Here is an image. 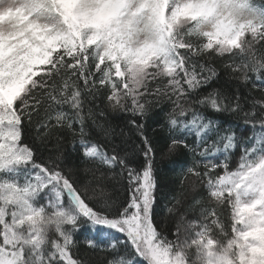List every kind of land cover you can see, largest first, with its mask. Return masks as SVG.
I'll use <instances>...</instances> for the list:
<instances>
[{"label":"snow or ice","instance_id":"6c2138e0","mask_svg":"<svg viewBox=\"0 0 264 264\" xmlns=\"http://www.w3.org/2000/svg\"><path fill=\"white\" fill-rule=\"evenodd\" d=\"M224 113L264 129V0H0V264H264V131Z\"/></svg>","mask_w":264,"mask_h":264},{"label":"trees","instance_id":"16d2710c","mask_svg":"<svg viewBox=\"0 0 264 264\" xmlns=\"http://www.w3.org/2000/svg\"><path fill=\"white\" fill-rule=\"evenodd\" d=\"M224 63H225V61H223L221 58H219L218 56L215 57L214 66L218 69L220 78H219V80L214 81L210 87L205 86L204 88H202L201 91L203 93H207V92L211 91L212 88H219L220 85L223 84L224 80L227 79V77H225V75H224V67H223ZM97 105H101V107H104V108L107 107L106 105H102V101L99 98H97L94 103H89L86 100L85 104H84V111L82 114L86 117L85 122L87 125V129L90 130L93 134L92 137H89V139L95 140L101 146L106 144V140H105L103 134L100 133L99 130L95 128V126L93 125L92 119L87 118L88 117V109L94 108L95 113H96V120L98 123L105 124V126H107V124H111L113 126L120 125V127H123V130L126 133H129L131 135L132 140H136L137 143L139 142L137 140L135 134L131 133L129 128H126L123 126V122L125 120V114H115V113H112L110 110H108V111H106L104 117H100L99 112L101 111V107H97ZM170 108H171V105H169L168 108H166L165 110L167 111ZM64 110L69 111L68 108H65ZM128 118H131V117L129 116ZM214 119H217V118L214 117ZM218 119L224 121V123L226 125L230 124L238 137L252 138L253 141L257 136H259V134L262 131H264V129H260L259 127L252 128L249 125L245 124L242 120L234 119L228 113H224L223 115L219 116ZM156 127H157V125L155 123H153L152 120L148 121V133L150 135L152 134L153 129H155ZM76 130H77V132L79 131V125H77ZM117 130L119 131L120 129L118 128ZM257 133H258V135H256ZM189 139L194 142V140H195L194 133H192L189 136ZM71 141H72V137L69 136L67 138V140L65 141V147L66 148H71V143H70ZM76 143H77V145H79V137L78 136L76 138ZM89 146H91V145H89ZM53 147H54V144H49L48 150L52 149ZM220 147L222 150V145ZM249 147H252V145L250 144ZM48 150H42L45 158H47V156L49 154ZM233 153L235 155H233ZM55 154L56 153H53V155H55ZM241 154H242V152L238 148H233V149L229 150V153H228L229 158L231 161H234V163L232 165L233 170L239 164V157ZM157 155L159 156V153ZM213 155L220 156V159H223V156L220 154V152L214 153ZM173 158L179 159L180 157L176 156L174 154ZM216 162L219 163V161H216ZM202 163H201V170H203ZM117 171H119V169H117ZM162 172L164 174H166V176H165L164 182L161 184L162 191L158 193V198H159L158 212L160 214L161 224L163 225L164 224V217L167 215V209L165 208L166 201L164 198V191L169 189V188L172 189V192L169 193V202H168V207H172L173 203L171 202V196L173 194H175V195H177L178 198L183 200L185 198L183 194L190 189L191 182L193 180H195V177H193L191 175L186 176L183 172H181V169H179V168H176L174 171H172L168 168L167 165L163 166ZM182 180L184 181L183 185H181V183H180V181H182ZM115 195L119 196V195H121V192H116ZM189 203H190V201H189ZM204 203L206 206L208 205V202L206 200ZM184 207L187 208V203L184 204ZM198 212H199V210H197V214H198ZM188 218L190 220L193 219V214L190 210L188 212ZM171 228L173 230L175 228V218H173V220H172ZM73 258L74 259L85 258V256H84V254L77 256L75 253H73Z\"/></svg>","mask_w":264,"mask_h":264},{"label":"clouds","instance_id":"9594fccd","mask_svg":"<svg viewBox=\"0 0 264 264\" xmlns=\"http://www.w3.org/2000/svg\"><path fill=\"white\" fill-rule=\"evenodd\" d=\"M221 10L223 11V9H221ZM202 30H205V31L211 30V25L210 24H204V25H202Z\"/></svg>","mask_w":264,"mask_h":264},{"label":"rangeland","instance_id":"374dc122","mask_svg":"<svg viewBox=\"0 0 264 264\" xmlns=\"http://www.w3.org/2000/svg\"><path fill=\"white\" fill-rule=\"evenodd\" d=\"M256 135H258V133H257ZM256 135H255V136H256ZM254 141H255V140H254Z\"/></svg>","mask_w":264,"mask_h":264}]
</instances>
